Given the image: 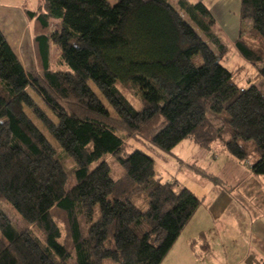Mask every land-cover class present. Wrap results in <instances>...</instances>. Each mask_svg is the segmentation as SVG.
<instances>
[{"label": "trees", "instance_id": "16d2710c", "mask_svg": "<svg viewBox=\"0 0 264 264\" xmlns=\"http://www.w3.org/2000/svg\"><path fill=\"white\" fill-rule=\"evenodd\" d=\"M114 1L40 0L27 11L34 72L0 27V123L10 130H0V264H161L203 200L163 180L151 154L128 151L130 140L158 156L186 138L203 148L220 142L264 176V93L240 87L220 63L229 46L211 10L200 1ZM240 22L235 47L264 79V0H241ZM52 43L66 69L52 68ZM108 156L123 167L118 179Z\"/></svg>", "mask_w": 264, "mask_h": 264}, {"label": "crops", "instance_id": "0c3cea01", "mask_svg": "<svg viewBox=\"0 0 264 264\" xmlns=\"http://www.w3.org/2000/svg\"><path fill=\"white\" fill-rule=\"evenodd\" d=\"M188 1L203 2L216 20H220L219 29L228 33L235 45L241 30V0ZM29 3L32 4L29 0H0V27L26 70L35 60L33 21L26 12L37 11L40 0H36L30 8ZM52 47L53 44L50 57ZM215 143L208 149L217 147L222 154L226 153L227 150L220 142ZM229 157L227 156L232 163L231 167L237 166L234 157ZM249 171V175L254 174L251 168ZM258 184L257 182V188L261 189ZM201 199L204 200V197ZM247 210L246 206H200L161 264H262L264 206H258V213L248 215ZM248 259L251 260L250 263Z\"/></svg>", "mask_w": 264, "mask_h": 264}, {"label": "rangeland", "instance_id": "374dc122", "mask_svg": "<svg viewBox=\"0 0 264 264\" xmlns=\"http://www.w3.org/2000/svg\"><path fill=\"white\" fill-rule=\"evenodd\" d=\"M29 1L34 4L36 0ZM176 1L177 0H172V3L176 4ZM113 3H115L114 0ZM32 4L29 3L28 8H30ZM219 22L220 20H217L214 30L229 46V51L225 55L220 56V63L234 72L235 81L240 87L246 88L252 84H256L264 93V79L259 76L260 66L251 64L241 56L235 45L232 44L229 34L219 29ZM58 27L59 25H57V21H53L51 30L53 31ZM52 44V68L55 70L66 69L64 65H61L60 47L55 43ZM211 46L218 53L216 47L212 44ZM33 55L35 57L34 53ZM34 61H32L31 65L27 66L28 71L34 72L36 70V58ZM92 87L97 91L93 84ZM119 87L124 95L135 106L140 107V101L132 88L124 87L122 85H119ZM29 91L41 103L40 99L30 88ZM208 116L217 125H224L226 123L223 117L214 112H209ZM0 130L5 136L10 135L8 123L1 122ZM127 149L130 152L135 149H141L151 154L156 159L158 172L163 180H177L181 186L189 188L201 198L204 197L201 206H246L248 209V215L254 212L258 213V206H264V176L254 174L249 175L250 162L239 161L231 157L227 151L222 154L217 147H213L212 149L200 147L196 143L192 142L190 138H186L176 145L172 151L173 153L161 152L163 156H158L149 152L143 143L137 140L128 141ZM227 156H230L229 158H233L237 166L233 165V167H231L232 163ZM65 160L69 168L75 166L73 159L66 157ZM107 160L111 166L112 177L114 179L120 178L123 175L124 170L119 161L112 156H108ZM250 160L252 161L253 158L251 157ZM239 164H241V166ZM205 174H213L214 176L220 178L223 183H216V181L205 176ZM257 182L259 183L258 186H261V189L257 188ZM74 183L75 178L72 177L69 181V186L71 187ZM1 205L16 227L20 230H24L26 225L22 221L19 214L10 205H7L4 202H2ZM144 206H147V204ZM55 214H58V211H55ZM63 216L64 215L62 213L57 216L62 229L61 240L68 241L67 231L62 218ZM30 228L38 236L43 238L42 233L35 226H30ZM215 250L218 249L215 248ZM248 261L250 263L251 260L248 259ZM105 264L115 263L111 260H106Z\"/></svg>", "mask_w": 264, "mask_h": 264}]
</instances>
